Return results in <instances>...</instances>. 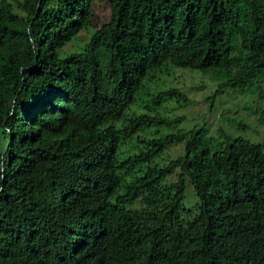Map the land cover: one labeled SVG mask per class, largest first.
I'll use <instances>...</instances> for the list:
<instances>
[{
  "label": "trees",
  "instance_id": "trees-1",
  "mask_svg": "<svg viewBox=\"0 0 264 264\" xmlns=\"http://www.w3.org/2000/svg\"><path fill=\"white\" fill-rule=\"evenodd\" d=\"M175 68L252 92L264 0H0V264H264V138L172 129Z\"/></svg>",
  "mask_w": 264,
  "mask_h": 264
},
{
  "label": "rangeland",
  "instance_id": "rangeland-1",
  "mask_svg": "<svg viewBox=\"0 0 264 264\" xmlns=\"http://www.w3.org/2000/svg\"><path fill=\"white\" fill-rule=\"evenodd\" d=\"M159 83L179 87L190 99L189 104L180 108H175L172 103L167 105L169 111L183 116L172 129L186 130L194 123L204 122L209 131L220 127L250 140L264 138V125L254 115L256 108L264 102L263 79L254 82L252 92L239 93L232 88L225 89L211 106L206 97L217 84L212 72L204 74L200 70L175 68L163 76ZM180 150L181 146L175 145L169 147L165 154L172 157ZM189 189H185V206H190L195 201V197L190 196L192 192Z\"/></svg>",
  "mask_w": 264,
  "mask_h": 264
}]
</instances>
